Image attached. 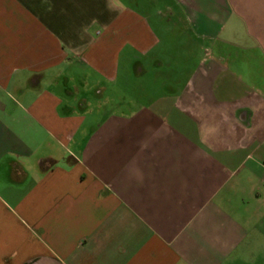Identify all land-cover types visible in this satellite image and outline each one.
I'll return each instance as SVG.
<instances>
[{
	"label": "crops",
	"instance_id": "1",
	"mask_svg": "<svg viewBox=\"0 0 264 264\" xmlns=\"http://www.w3.org/2000/svg\"><path fill=\"white\" fill-rule=\"evenodd\" d=\"M0 264H264V0H0Z\"/></svg>",
	"mask_w": 264,
	"mask_h": 264
},
{
	"label": "rangeland",
	"instance_id": "2",
	"mask_svg": "<svg viewBox=\"0 0 264 264\" xmlns=\"http://www.w3.org/2000/svg\"><path fill=\"white\" fill-rule=\"evenodd\" d=\"M175 37V36H174ZM176 37L173 39L170 37V52H176L183 51L185 47H183V43H179V40H175ZM185 61L189 62V56L184 55ZM173 61V58L170 60ZM150 76L146 75L143 77H130V81L128 83L124 82V78L119 79L118 82L115 84H109L108 90L106 91L105 98H100V100L103 99V110H118L119 104L121 100L128 99H137L140 95H142L143 92H141V86L147 84V82L150 80ZM140 85V86H139ZM91 97L96 100L97 96L94 92H90ZM94 100V101H95ZM101 102V101H100ZM98 102L97 104H99ZM94 113L99 114V111L101 110V106L99 105H92ZM93 113V114H94Z\"/></svg>",
	"mask_w": 264,
	"mask_h": 264
},
{
	"label": "clouds",
	"instance_id": "3",
	"mask_svg": "<svg viewBox=\"0 0 264 264\" xmlns=\"http://www.w3.org/2000/svg\"><path fill=\"white\" fill-rule=\"evenodd\" d=\"M109 10H111V9H109Z\"/></svg>",
	"mask_w": 264,
	"mask_h": 264
}]
</instances>
